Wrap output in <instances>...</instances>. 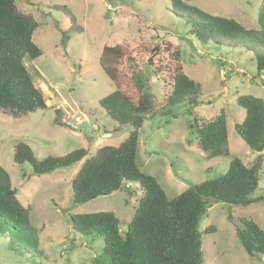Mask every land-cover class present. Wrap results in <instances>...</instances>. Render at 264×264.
I'll use <instances>...</instances> for the list:
<instances>
[{
    "label": "rangeland",
    "instance_id": "rangeland-1",
    "mask_svg": "<svg viewBox=\"0 0 264 264\" xmlns=\"http://www.w3.org/2000/svg\"><path fill=\"white\" fill-rule=\"evenodd\" d=\"M208 13L231 17L246 28H259L264 0H182ZM18 8L39 23L33 40L43 54L25 59L35 85L43 91L48 107L15 118L0 110V166L6 170L20 202L29 209L38 229L35 246L12 242L0 233V264H107L104 238L81 235L71 216L113 211L124 234L143 192L130 183L108 195L74 204L72 179L85 159L103 145H118L131 127L113 121L99 100L115 86L100 64L104 46L124 45L130 55L114 64L122 90L137 102L141 85L150 93L156 110L171 108L176 115L155 113L139 130L136 162L139 169L157 178L169 199L189 186L227 171L233 158L246 165L257 160L235 126L246 115L238 105L242 94L264 99V71H258L252 43L213 38L207 44L192 34L188 15L173 9L172 0H16ZM221 47H215L216 45ZM177 71L186 73L200 87L199 121L224 111L230 154L210 158L201 148L193 127L194 114L187 100L168 103ZM43 88V89H42ZM143 91V90H142ZM60 109L56 114V110ZM58 118L59 124L56 122ZM71 122L77 130L64 122ZM108 136H100V134ZM27 143L36 159L88 150L85 158L42 175L31 164L14 161V147ZM261 181L255 196L264 195V150ZM130 191V193H129ZM245 217L264 229V200L248 206L211 200L200 221L203 231V264H264V254L251 257L227 218ZM213 227V232L206 228ZM11 238V239H10Z\"/></svg>",
    "mask_w": 264,
    "mask_h": 264
},
{
    "label": "trees",
    "instance_id": "trees-1",
    "mask_svg": "<svg viewBox=\"0 0 264 264\" xmlns=\"http://www.w3.org/2000/svg\"><path fill=\"white\" fill-rule=\"evenodd\" d=\"M172 2L174 10L188 15L187 21L194 27L192 34L203 44L213 38H225L260 46L255 59L258 71H264V7L258 18L259 28H246L234 18L208 13L182 0ZM38 26L36 18L22 12L16 0H0V110L15 118L48 107L43 91L35 85L25 64V59H35L43 54L33 40ZM129 55L124 45L104 46L100 64L115 89L99 103L113 121L130 126L131 131L118 145H103L85 159L71 182L74 204L128 188L130 183L138 185L143 195L124 234L120 233V220L113 211L74 214L71 216L74 230L81 235L103 236V255L107 264H203L205 254L200 221L211 200L243 206L264 200V195H254L261 181L263 165L264 99L253 94H242L237 98L246 115L235 129L248 147L259 153L257 160L246 165L241 159L233 158L225 173L189 186L169 199L157 178L139 169L136 156L139 130L145 119L155 113L176 115L171 108L156 110L143 85L137 102L125 94L114 64ZM185 100L194 114L196 139L207 156H228L226 114L221 111L208 121H199L195 112V107L202 103L199 84L186 73L177 71L168 103L174 105ZM59 111L58 108L56 114ZM55 121L59 123L58 118ZM87 152L86 148H79L64 156L38 160L30 146L20 141L14 147V161L20 165L28 162L33 174L42 175L83 160ZM227 218L251 257L264 254V229L251 219L235 218L231 209ZM205 231L210 233L214 228ZM2 232L8 233L13 243L35 246L38 241V229L31 224L29 209L20 202L9 174L0 166Z\"/></svg>",
    "mask_w": 264,
    "mask_h": 264
},
{
    "label": "water",
    "instance_id": "water-1",
    "mask_svg": "<svg viewBox=\"0 0 264 264\" xmlns=\"http://www.w3.org/2000/svg\"><path fill=\"white\" fill-rule=\"evenodd\" d=\"M64 124L66 125V126H68L69 128H72V129H74V130H77V126L76 125H74L73 123H71V122H68V121H66V122H64ZM101 136H108V134H100Z\"/></svg>",
    "mask_w": 264,
    "mask_h": 264
},
{
    "label": "bare ground",
    "instance_id": "bare-ground-1",
    "mask_svg": "<svg viewBox=\"0 0 264 264\" xmlns=\"http://www.w3.org/2000/svg\"><path fill=\"white\" fill-rule=\"evenodd\" d=\"M42 86H43L44 90H46V87H45V85H42ZM43 88H42V89H43ZM44 90H43V91H44Z\"/></svg>",
    "mask_w": 264,
    "mask_h": 264
},
{
    "label": "crops",
    "instance_id": "crops-1",
    "mask_svg": "<svg viewBox=\"0 0 264 264\" xmlns=\"http://www.w3.org/2000/svg\"><path fill=\"white\" fill-rule=\"evenodd\" d=\"M101 136V135H100Z\"/></svg>",
    "mask_w": 264,
    "mask_h": 264
}]
</instances>
